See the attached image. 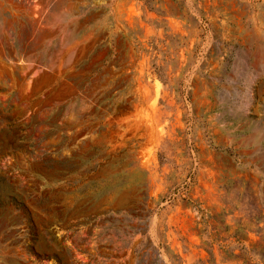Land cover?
I'll return each mask as SVG.
<instances>
[{"label":"rangeland","instance_id":"rangeland-1","mask_svg":"<svg viewBox=\"0 0 264 264\" xmlns=\"http://www.w3.org/2000/svg\"><path fill=\"white\" fill-rule=\"evenodd\" d=\"M2 130L0 264H264V0H0Z\"/></svg>","mask_w":264,"mask_h":264},{"label":"trees","instance_id":"trees-1","mask_svg":"<svg viewBox=\"0 0 264 264\" xmlns=\"http://www.w3.org/2000/svg\"><path fill=\"white\" fill-rule=\"evenodd\" d=\"M1 134L3 135L5 134V136L0 138V140L2 141L1 142V154L5 153L9 149L14 150L18 148L13 143H11V141H7L8 139L6 136L7 133L4 130L1 131ZM61 166L62 168L57 171L60 179L54 181V184L64 183L68 177L75 175L78 171L72 165L62 164ZM70 195L71 194H67V196H70ZM9 204L14 205L16 210H21L27 213L28 217L31 220V223L34 225V220H35L34 218H36V216L30 212L28 213L22 200L16 195H14L11 189L8 188V186H6L2 180H0V210L4 209ZM65 209H66V206L61 207V211ZM43 240H44V237H43L42 232H38L37 239L32 241L33 245L31 247V250L38 257L48 258L49 256L53 254V251L51 250V248L45 245V242Z\"/></svg>","mask_w":264,"mask_h":264}]
</instances>
